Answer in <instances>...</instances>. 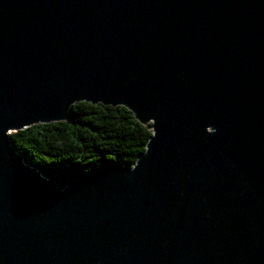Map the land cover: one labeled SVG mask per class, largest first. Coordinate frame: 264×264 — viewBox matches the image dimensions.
<instances>
[{
	"label": "water",
	"instance_id": "1",
	"mask_svg": "<svg viewBox=\"0 0 264 264\" xmlns=\"http://www.w3.org/2000/svg\"><path fill=\"white\" fill-rule=\"evenodd\" d=\"M81 103L152 134L58 190L10 134ZM0 264H264V0H0Z\"/></svg>",
	"mask_w": 264,
	"mask_h": 264
},
{
	"label": "trees",
	"instance_id": "2",
	"mask_svg": "<svg viewBox=\"0 0 264 264\" xmlns=\"http://www.w3.org/2000/svg\"><path fill=\"white\" fill-rule=\"evenodd\" d=\"M151 134L125 108L81 103L71 107L68 122L34 126L10 139L15 151L61 190L112 166L131 168Z\"/></svg>",
	"mask_w": 264,
	"mask_h": 264
}]
</instances>
